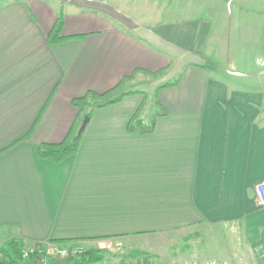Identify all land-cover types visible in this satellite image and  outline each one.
I'll list each match as a JSON object with an SVG mask.
<instances>
[{"label": "crops", "instance_id": "crops-1", "mask_svg": "<svg viewBox=\"0 0 264 264\" xmlns=\"http://www.w3.org/2000/svg\"><path fill=\"white\" fill-rule=\"evenodd\" d=\"M60 15L80 38L50 45ZM261 63L264 0H0V248L225 228L243 240L223 264H264ZM132 76L158 85L152 134L128 131L129 95L94 110L76 155L38 157L78 121L73 99Z\"/></svg>", "mask_w": 264, "mask_h": 264}, {"label": "rangeland", "instance_id": "rangeland-1", "mask_svg": "<svg viewBox=\"0 0 264 264\" xmlns=\"http://www.w3.org/2000/svg\"><path fill=\"white\" fill-rule=\"evenodd\" d=\"M164 2L169 5L171 0ZM136 17L139 18V15ZM142 18L144 21L148 20L146 15ZM152 79L147 78L144 83L132 88L126 86L115 97L133 93L131 95H141L142 102L145 101L146 105L148 102L152 105V95L158 86ZM242 240L241 234L236 235L235 231L225 228H193L190 231H175L161 236L103 238L92 243H68L62 248L99 249L98 254L103 258L94 264H223V260L219 258V249H241ZM78 258L76 255L68 263H76Z\"/></svg>", "mask_w": 264, "mask_h": 264}, {"label": "trees", "instance_id": "trees-1", "mask_svg": "<svg viewBox=\"0 0 264 264\" xmlns=\"http://www.w3.org/2000/svg\"><path fill=\"white\" fill-rule=\"evenodd\" d=\"M64 28L63 17L60 15L55 27L52 29L50 34L48 35V42L50 45H57L66 40L80 38L77 36L74 37H64L62 36V31ZM137 74V71H136ZM163 71L159 72L155 75V77L163 75ZM135 76V75H134ZM134 76L124 79L118 86L113 88L112 90L104 93L97 94L95 92H88L86 95L73 99L72 105L79 112L78 121L74 124L70 134L67 139L60 144H43L39 146L37 155L40 159L52 160L56 163H61L64 160L76 155L78 153L80 142L82 140V136L84 131L80 132V122L84 120L86 116H92L94 110L105 108L120 102L124 97L129 96L133 93L121 94L115 97L119 91H121L126 84L133 80ZM178 83V80L164 84L158 87V90L162 88L172 87ZM146 106L145 101L141 103L140 107L137 109L135 114L132 116L129 124L128 131L131 133H139L143 135L152 134L155 128V121L160 113L153 115L152 120L149 124H145L142 120V112ZM55 243V242H54ZM69 242L67 241H59L55 244L60 246H65ZM24 243L19 240H11L6 245L1 248L2 259L0 260V264H23L21 258V251L24 247ZM102 256L98 254V251H87L85 253H81L77 264H93L102 260Z\"/></svg>", "mask_w": 264, "mask_h": 264}, {"label": "built area", "instance_id": "built-area-1", "mask_svg": "<svg viewBox=\"0 0 264 264\" xmlns=\"http://www.w3.org/2000/svg\"><path fill=\"white\" fill-rule=\"evenodd\" d=\"M264 67V63H261ZM259 204L264 206V181L256 187ZM37 245V244H36ZM83 253L79 249H64L54 243L39 244L37 246L25 244L21 251L23 264H62L76 255ZM3 255L0 248V260Z\"/></svg>", "mask_w": 264, "mask_h": 264}, {"label": "water", "instance_id": "water-1", "mask_svg": "<svg viewBox=\"0 0 264 264\" xmlns=\"http://www.w3.org/2000/svg\"><path fill=\"white\" fill-rule=\"evenodd\" d=\"M89 122H90V117L86 116V117L84 118V120H83L81 126H80V130H79V131H80V132L84 131L85 128L87 127V125L89 124Z\"/></svg>", "mask_w": 264, "mask_h": 264}]
</instances>
